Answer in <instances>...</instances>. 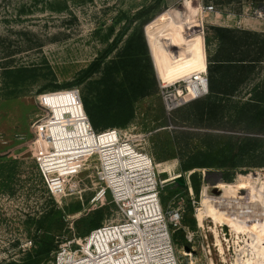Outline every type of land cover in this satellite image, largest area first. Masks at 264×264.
<instances>
[{"label": "rangeland", "instance_id": "1", "mask_svg": "<svg viewBox=\"0 0 264 264\" xmlns=\"http://www.w3.org/2000/svg\"><path fill=\"white\" fill-rule=\"evenodd\" d=\"M259 1L179 0L168 5L166 0H0V264H53L62 246L87 234L95 210L103 208L102 223L116 218L117 207L108 190L104 196L99 195L103 184L99 183L100 178L94 168L98 162L94 158L87 162L90 165L87 170L64 179L63 194L50 190L37 160V156L47 151L41 135L37 133V126L51 116L46 106L53 109V118L65 119V113L75 117L84 112L83 105L71 91L77 93L82 101L90 86L87 83L75 84L76 80L110 47L132 18V27L107 60L115 57L122 50L124 41L143 27L155 72V92L137 101L135 114L127 126L116 128L131 132L133 143L151 153L159 170L165 172L160 176L168 180L164 209L184 210L185 220L176 227L172 226L181 263L236 264L248 257L251 238L246 228L251 226L250 223L252 226L257 224L256 219L252 221L237 214L242 224L232 223L234 217L228 213L225 215L228 219L217 215L216 211L220 209L215 206L218 201L246 192L245 187L230 186L234 194L231 196L225 193L226 188L215 187L216 183L234 184L237 181L219 180L218 175L207 173L203 168L188 171L181 168V162L188 161L205 146L199 135L194 136L204 128L193 127L180 119L182 114H194V109L188 106L196 95L183 98L187 92L173 93L172 89L162 92L161 86L165 82L158 77L147 30L148 26L158 25L155 23L159 17L169 15L165 23L174 25L180 41L193 34L202 35L206 60L218 46L212 37V26L241 27V24H246L252 32L259 33L251 38L250 48H245L246 52L252 50L250 59L258 58L256 70L244 87L223 103L227 106L223 121L231 124L251 94L264 95V20L250 14V8ZM207 6L213 9L206 11ZM175 57L178 56L172 55L173 59ZM98 77L99 74L95 75L93 80ZM168 94L174 95L176 104H184L169 111ZM205 95L197 99H203ZM217 119L210 121L219 125ZM62 131L68 134V131ZM214 131L230 133L219 126ZM83 134V125H78L75 131L70 132L69 146L94 144L93 138ZM109 136L117 137L113 134L104 137ZM214 145L219 146L215 141ZM262 146L244 158L246 166L243 167L249 173L237 171L233 178L240 176L243 180L264 169V164L248 165L264 158V144ZM83 150L72 152L71 163L84 159L88 153L75 158ZM186 156L190 158L186 159ZM70 165L61 168L56 175L47 174L48 178L60 184L64 175L70 172ZM194 183L200 190L198 195ZM193 201H196V207ZM189 202L193 206L192 211L187 207ZM200 207L208 209L203 224L196 215ZM261 210L259 215L264 213L263 208ZM185 246L192 250L187 251ZM45 250L51 253L50 259L43 262L39 253Z\"/></svg>", "mask_w": 264, "mask_h": 264}, {"label": "trees", "instance_id": "2", "mask_svg": "<svg viewBox=\"0 0 264 264\" xmlns=\"http://www.w3.org/2000/svg\"><path fill=\"white\" fill-rule=\"evenodd\" d=\"M262 2L264 0L257 4ZM133 19L75 82L78 85L87 83L90 86L88 93L83 94L82 103L91 125L97 131L127 126L135 114L137 101L155 92V72L143 27H139L124 41L122 50L115 57L107 60L118 48L129 27H132ZM211 31L218 46L207 60L208 93L205 98H196L188 106L189 109H194V114H182L180 118L193 127L204 128L194 136L199 135L205 146L200 148L194 157L186 156V159H190L181 162V168L184 171L203 168L207 173L219 171L223 179L230 182L237 171L249 173L243 167L246 166L243 164L244 158L250 156L254 150L259 151L264 144V95L250 93L248 100L238 109L237 118L231 124L223 121L227 110L223 103L233 98L244 87L257 68L258 58L250 59L252 50L248 49L246 52L245 48H250L251 38L259 33L226 26H212ZM97 74L98 79L93 80ZM214 119L220 124L216 125L214 121H210ZM217 126L229 130L230 133H216L214 129ZM214 141L219 144L218 147L214 145ZM259 164H264V158L248 165L260 166ZM196 187L194 183L198 195L200 190ZM166 189L168 188L161 193L162 204L167 200ZM224 191L228 195H234L230 186ZM187 207L189 211L193 210L191 202ZM103 216V208L94 211L90 230L102 224ZM191 223H194V220ZM50 253L45 250L39 253V257H42L43 262L48 261Z\"/></svg>", "mask_w": 264, "mask_h": 264}, {"label": "built area", "instance_id": "3", "mask_svg": "<svg viewBox=\"0 0 264 264\" xmlns=\"http://www.w3.org/2000/svg\"><path fill=\"white\" fill-rule=\"evenodd\" d=\"M212 9V6L205 7L206 11ZM250 12L251 16L264 20V2L252 6ZM194 81L198 83L195 99L208 93L207 72L164 83L161 86L162 92L172 89L175 91L173 93H186L193 88ZM71 94L83 105L77 93L71 91ZM167 101L169 111L184 104L181 102L171 105L172 102L168 99ZM46 107L51 111V116L37 126V133L41 135L43 147L47 151L37 156V160L50 190L63 194L64 179L87 170L90 166L87 162L94 158L98 162L94 168L99 175V183L103 184L99 195L104 196L108 190L117 207L116 218L103 222L83 237L69 240L57 251L53 264H182L174 242L172 226L181 224L184 210L164 209L161 193L168 180L160 177L165 172L159 170L154 156L146 149L137 147L130 139L132 135L127 129L115 127L97 131L85 114L88 123L86 135L94 139V144H82L84 152L89 153L84 159L70 163V172L64 175L60 184L55 183L46 175L42 162L50 155L52 148L47 137L48 125L55 123L53 109ZM65 116V119L71 118L69 113H65ZM65 127L69 131L76 129L73 123ZM111 134L117 136V139L111 140L109 136L105 140L110 139L111 144L103 143V146L101 138ZM106 151H110L107 158ZM109 158L111 161L107 162ZM263 171L264 169L254 172L261 181L264 180V173H261ZM236 177L233 178L234 181L238 180ZM193 202L194 205L196 201Z\"/></svg>", "mask_w": 264, "mask_h": 264}, {"label": "bare ground", "instance_id": "4", "mask_svg": "<svg viewBox=\"0 0 264 264\" xmlns=\"http://www.w3.org/2000/svg\"><path fill=\"white\" fill-rule=\"evenodd\" d=\"M168 16L159 17L157 23H155L158 25L154 27L148 26L147 30L158 77L162 80L161 82L165 83H170L176 79L188 78L196 73H203L207 67V58L203 48L202 35L193 34L180 41L177 38L176 33L174 32V25L171 23H165ZM172 55H177L178 57H175V59H173ZM195 91H198V83L194 81L193 88L188 91L183 96V98L193 97L194 95H196ZM167 99L172 102L171 105L176 104V102L174 101V95L168 96ZM85 114L86 113L84 111L75 117H71L70 119L53 118V121H55V123L48 125L47 137L51 142L52 148L50 155L46 156L42 161L45 167L46 175L59 172L61 168H68L72 160V152H78V150L83 149L82 144L85 143L72 144V147L69 146L68 139L72 136H70L71 131H69L65 126L69 123H73L77 129L78 125H83V135L84 137H89L86 135V133H88V123L85 119ZM62 129L68 131V134H63ZM115 139H117V137L111 138V140ZM101 141L102 144H111L109 142V139L105 140V137H102ZM91 144L92 143H90V145ZM85 145L87 146L89 145V143H86ZM97 148L99 149L100 147L97 145ZM87 153L89 152H80L76 154L75 158L79 154ZM105 153V158L109 157L108 154L110 153V151H106ZM110 161V158L107 159V162ZM243 180L242 177L239 176L237 183L234 184H226L220 181L216 183L215 187H221L222 190L227 186H237L240 188L245 187V191L250 192H242L240 195L238 194L229 197L227 199L221 200V202L217 200L218 202L215 203V206L220 210L216 211V214L227 219L230 215L231 217H234L232 219V223L236 224L240 222V220H238L240 217L237 214H242L247 219H250L252 221L256 219L257 224H254L252 226V223H250L251 226L249 228H246V232L249 233V238H251V240H249L251 253H247L248 257L245 260H238L236 264H264V213H262V215H259L258 213L259 210L262 211L261 209H264V180L261 181L259 175L254 172L252 173V175L244 177ZM215 187L213 186V188ZM249 200L251 201L249 202ZM206 213H208V209L204 207L198 208L196 215L200 224H203L204 216ZM227 213L228 216H225ZM243 216H241V218ZM239 225H237L238 228L240 227Z\"/></svg>", "mask_w": 264, "mask_h": 264}, {"label": "crops", "instance_id": "5", "mask_svg": "<svg viewBox=\"0 0 264 264\" xmlns=\"http://www.w3.org/2000/svg\"><path fill=\"white\" fill-rule=\"evenodd\" d=\"M166 1H167V4L168 5H173L176 2H178L179 0H166ZM242 23H244V22H242ZM244 25L245 26H242V24H241V27H239V26H226V27H232V28H237V29H242V30H250V28H247L246 24H244ZM255 31H258L257 28L255 29ZM216 50H217V48H216Z\"/></svg>", "mask_w": 264, "mask_h": 264}, {"label": "water", "instance_id": "6", "mask_svg": "<svg viewBox=\"0 0 264 264\" xmlns=\"http://www.w3.org/2000/svg\"><path fill=\"white\" fill-rule=\"evenodd\" d=\"M212 174L218 175V177H219L220 179H221V177H222V174H221L220 172H215V171H213ZM185 248H186L187 251H191V250H192V248H190L189 246H185Z\"/></svg>", "mask_w": 264, "mask_h": 264}]
</instances>
